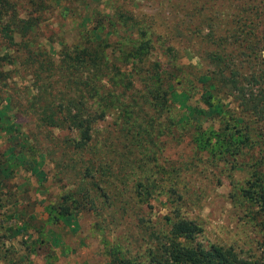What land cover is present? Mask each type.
<instances>
[{"label": "rangeland", "instance_id": "1", "mask_svg": "<svg viewBox=\"0 0 264 264\" xmlns=\"http://www.w3.org/2000/svg\"><path fill=\"white\" fill-rule=\"evenodd\" d=\"M14 1L20 15L36 18L38 25L25 36L16 33L15 44L6 42L0 31V56H5L0 59V264H147L150 242L134 224L143 218L164 231L165 217L175 214L200 226L194 243L232 247L253 264H264V216L244 195L254 172H264V120L242 113L231 97L215 95L213 102L221 104L230 120L244 119L239 126H245L250 139L246 144L239 137L242 152L235 154L217 116L197 122L186 111L187 106L205 108L198 78L210 66L199 40L210 30V21L199 25L201 19L213 17L223 26L244 7L264 10V0H45L39 10L28 0ZM108 16L117 21L106 38L110 58L131 65L119 59L118 50V42L130 40L116 32L127 22L132 38L148 43L144 62L160 63L189 97L185 105L174 101L162 113L139 99L141 105L131 108L126 121L119 107L100 114L92 143L100 151L106 144L105 160L116 170L99 180L108 196L111 182L120 194L108 200L98 195L103 208L98 216L83 208L56 218L51 206L76 182L61 157L75 134L40 126L28 100L39 84L50 82L53 93L64 89L68 75L55 67L61 42L76 44ZM49 61L54 65L46 67ZM129 79V91L145 93L142 74ZM120 166L124 168L117 171ZM34 167L40 179L32 173ZM138 181L149 184L150 193L138 194Z\"/></svg>", "mask_w": 264, "mask_h": 264}, {"label": "trees", "instance_id": "2", "mask_svg": "<svg viewBox=\"0 0 264 264\" xmlns=\"http://www.w3.org/2000/svg\"><path fill=\"white\" fill-rule=\"evenodd\" d=\"M28 1L36 10L45 3V0ZM17 5L14 0H0V20L10 13L0 27L2 38L9 44H15L16 33L25 36L38 25L36 18L20 15ZM201 8L194 10L198 14ZM250 9L242 8L238 15L226 19L223 26L216 24L213 17L199 22L202 25L204 21H210L205 26L210 30L201 34L199 40L204 45L202 57L210 66L198 78L204 89L201 98L205 108L186 107L188 119L197 122L212 115L217 116L220 123H223L221 126L226 132L228 147L235 154L242 152L238 146L243 141L239 137H244L246 144L250 139L243 132L246 131L245 126H239L244 119L240 116L237 120L231 119V122L227 111L223 110L220 103H214L213 99L216 94L229 96L242 113L256 121L264 120V10L259 7ZM26 13L29 15V12ZM105 19L98 20L96 26L86 30L76 44L61 42L60 62L55 67L61 74L66 72L68 75L64 89L53 93L50 82L39 84L28 100L29 110L40 126L68 129L75 134L68 142L69 151L61 153V157L67 160L65 169L73 173L76 182L72 184L74 189L59 196L58 205L51 206L49 212L56 218H67L73 210L83 208L93 210L98 216L103 211L97 202L98 195L108 200L116 199L120 194L117 185L111 182L113 193L108 196L99 180L116 170V166L105 160L108 150L106 144H102L100 151L92 143L93 124L100 114L113 106L119 107L126 121L133 114L131 108L141 105L139 99L143 100V104L153 105L156 112L162 113L174 101L180 100L185 105L189 97L187 90H178L160 63L144 62V54L149 53L148 43L140 38H132V27L127 22L119 24L118 28H125L116 32L130 40V44L118 42V50L119 59L125 63L131 62V65L126 66L110 58L106 38L117 29V21L110 16ZM4 57L1 55L0 59ZM50 65L54 63L49 61L45 64L46 67ZM135 74H142L145 78V93L142 95L129 91L133 84L129 77ZM137 134L138 131L134 138ZM122 168L124 166H120L117 171ZM3 172L0 165V180ZM32 173L39 179L42 175L36 167L32 168ZM254 176L255 179L244 195L255 201L264 216V172H254ZM136 189L138 194L150 193L147 183L138 181ZM164 220L167 224L164 231L157 230L143 218L134 224L137 231L150 242L147 264H253L232 247L194 243L201 228L193 220L178 214L166 216Z\"/></svg>", "mask_w": 264, "mask_h": 264}]
</instances>
